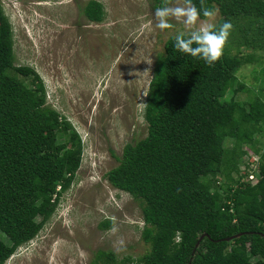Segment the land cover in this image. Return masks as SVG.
<instances>
[{
	"label": "trees",
	"instance_id": "1",
	"mask_svg": "<svg viewBox=\"0 0 264 264\" xmlns=\"http://www.w3.org/2000/svg\"><path fill=\"white\" fill-rule=\"evenodd\" d=\"M192 2L201 7V0ZM204 7L218 9L217 28L233 26L223 55L209 66L176 50L175 36L166 41L145 102L148 134L127 144L106 175L115 189L140 202L142 239L150 249L136 260L98 250L91 264H264V141L255 140H264V85L247 105L227 98L247 89L237 76L241 48L264 52V0H204ZM104 8L90 0L84 14L101 23ZM14 45L0 0V264L35 240L55 215L85 150L67 118L48 104L34 68L16 65ZM245 142L259 157L253 185L235 176L245 164ZM102 227L110 228V220Z\"/></svg>",
	"mask_w": 264,
	"mask_h": 264
},
{
	"label": "rangeland",
	"instance_id": "2",
	"mask_svg": "<svg viewBox=\"0 0 264 264\" xmlns=\"http://www.w3.org/2000/svg\"><path fill=\"white\" fill-rule=\"evenodd\" d=\"M89 1L2 0L14 29L16 65L34 68L48 104L67 118L85 147L76 180L55 215L6 264H91L98 250L136 260L150 249L142 239L140 202L115 189L106 175L119 165L127 144L146 138L148 124L138 104L146 102L166 41L187 29L174 20L172 29H157L152 0H97L105 19L92 23L84 14ZM182 2L172 0L170 6ZM220 18L218 12L215 25ZM229 49L238 53L234 45ZM240 54L244 60L237 76L247 89L227 98L247 105L261 95L264 52L243 47ZM244 151L254 155L249 142ZM242 160L246 164L248 155ZM108 220L111 227L105 229Z\"/></svg>",
	"mask_w": 264,
	"mask_h": 264
},
{
	"label": "clouds",
	"instance_id": "3",
	"mask_svg": "<svg viewBox=\"0 0 264 264\" xmlns=\"http://www.w3.org/2000/svg\"><path fill=\"white\" fill-rule=\"evenodd\" d=\"M217 13L218 9L204 7V0H201L199 9L192 0H183L182 4L178 3L176 6H170V0H164L163 5L155 9V27L160 30L172 29L173 20L183 24L187 31H180L175 35V49L193 58H200L212 66L223 55L233 27L230 22H224L217 28L214 23ZM147 63L151 64L152 61ZM146 107L144 103L138 104L141 111Z\"/></svg>",
	"mask_w": 264,
	"mask_h": 264
},
{
	"label": "built area",
	"instance_id": "4",
	"mask_svg": "<svg viewBox=\"0 0 264 264\" xmlns=\"http://www.w3.org/2000/svg\"><path fill=\"white\" fill-rule=\"evenodd\" d=\"M249 160H247V165L244 166L243 170L240 172L238 177H241V182L249 183V184H256L259 180L258 172H259V157L256 155V160L251 153H247ZM256 178V181H255Z\"/></svg>",
	"mask_w": 264,
	"mask_h": 264
},
{
	"label": "water",
	"instance_id": "5",
	"mask_svg": "<svg viewBox=\"0 0 264 264\" xmlns=\"http://www.w3.org/2000/svg\"><path fill=\"white\" fill-rule=\"evenodd\" d=\"M242 235H243V234H238V235H235V236H232V237L226 238L225 241H232V240H234V239H236V238H238V237H240V236H242ZM205 236H206V235H202V236L200 237V240H202ZM198 245H199V242L197 243L196 248L198 247ZM190 264H191V263H190Z\"/></svg>",
	"mask_w": 264,
	"mask_h": 264
}]
</instances>
